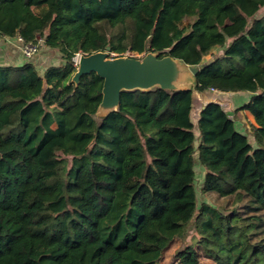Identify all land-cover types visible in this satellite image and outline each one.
I'll list each match as a JSON object with an SVG mask.
<instances>
[{
  "label": "trees",
  "instance_id": "trees-1",
  "mask_svg": "<svg viewBox=\"0 0 264 264\" xmlns=\"http://www.w3.org/2000/svg\"><path fill=\"white\" fill-rule=\"evenodd\" d=\"M263 9L264 0H0V36L41 38L63 60L43 74L33 57L0 66V264H160L193 217L197 245L178 248L177 263L264 264ZM107 47L110 58L155 53L198 72L185 90L123 91L100 114L103 80L72 77L76 57ZM209 91L250 93L233 114L248 111L256 126H238L222 102L198 109L196 94ZM197 162L203 193L222 205L198 208Z\"/></svg>",
  "mask_w": 264,
  "mask_h": 264
},
{
  "label": "water",
  "instance_id": "water-1",
  "mask_svg": "<svg viewBox=\"0 0 264 264\" xmlns=\"http://www.w3.org/2000/svg\"><path fill=\"white\" fill-rule=\"evenodd\" d=\"M109 53L110 47H107L103 52L79 56L77 71L72 77V82L76 85L82 77L91 73L103 80L100 114L116 110L123 91H149L155 87L171 92L185 90L189 85L186 81L188 73L195 75L198 72L197 68L187 67L170 56L160 58L158 54L148 53L142 58H110ZM184 83L186 85H183ZM201 206L198 205V208ZM195 223L196 217H193L188 225L186 237Z\"/></svg>",
  "mask_w": 264,
  "mask_h": 264
},
{
  "label": "crops",
  "instance_id": "crops-1",
  "mask_svg": "<svg viewBox=\"0 0 264 264\" xmlns=\"http://www.w3.org/2000/svg\"><path fill=\"white\" fill-rule=\"evenodd\" d=\"M43 43L44 40L39 38V53L36 54L31 61L37 66L42 74L45 69L53 63L61 64L63 62L59 51L50 50ZM27 62L28 59L23 55L18 39H11L0 36V66H17ZM227 95L229 94H221L211 91L205 92L203 94H196L197 107L198 109H203L207 104L211 102H222L229 107L231 106L232 110H234L241 104L238 103V101L233 102V100H230ZM227 111L231 113L235 120H241L240 117H247L249 122L248 127H250L251 125L256 126L254 117L248 111L239 112L237 114H233L230 108H227ZM240 129L243 130V127H241Z\"/></svg>",
  "mask_w": 264,
  "mask_h": 264
},
{
  "label": "rangeland",
  "instance_id": "rangeland-1",
  "mask_svg": "<svg viewBox=\"0 0 264 264\" xmlns=\"http://www.w3.org/2000/svg\"><path fill=\"white\" fill-rule=\"evenodd\" d=\"M264 14V9L261 11V13L259 14L258 17H261ZM194 18H186L183 22V26L187 27L189 26L192 22H193ZM129 52V51H128ZM219 50L216 49L214 50L213 54L211 56H208L207 60L212 59L213 57L217 56L219 54ZM127 53V52H126ZM132 53V52H129ZM132 55L136 58L141 57L140 55H137L136 53H132ZM78 61V59H77ZM183 85H186L185 83ZM228 98L230 100L234 101H238V103H243L248 101L250 93H237V94H230L227 95ZM234 98V99H233ZM224 104V103H223ZM226 108H230V110L233 112L231 106L229 107L228 105L225 104ZM241 120H236L238 121V126L239 125H244L245 128L249 129L250 127H248V118L247 117H240ZM201 166V165H200ZM199 166V162L196 163V180H195V189L197 190V196H198V205H203V204H212L214 206H219L222 205L223 203H225L224 201H219L215 195H209V194H205L202 191V185H203V181L205 178V168H203L202 166ZM196 226V223H195ZM195 226H191L190 230H189V235L183 239V240H175L171 246L169 247V249L165 252L164 257L161 261L160 264H179L176 262V260L174 259V253L176 252V250L178 248H180L182 245L184 246H194L196 247L199 236L197 235L196 232V228ZM200 264H211V262L209 260H205L202 258Z\"/></svg>",
  "mask_w": 264,
  "mask_h": 264
},
{
  "label": "built area",
  "instance_id": "built-area-1",
  "mask_svg": "<svg viewBox=\"0 0 264 264\" xmlns=\"http://www.w3.org/2000/svg\"><path fill=\"white\" fill-rule=\"evenodd\" d=\"M17 39H18L19 43L21 44V51L27 59L34 57V55H36L39 52L38 44H32V43L26 44V43H24V41L21 37H18ZM113 56H116V55L114 54ZM122 56L134 57L132 55V53H129V52L123 54ZM117 57H119V56H117ZM78 58H79V56L74 59L75 66H78V61H77ZM212 92H215V91H212Z\"/></svg>",
  "mask_w": 264,
  "mask_h": 264
}]
</instances>
